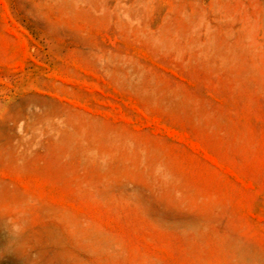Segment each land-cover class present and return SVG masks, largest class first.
Wrapping results in <instances>:
<instances>
[{
	"label": "rangeland",
	"instance_id": "374dc122",
	"mask_svg": "<svg viewBox=\"0 0 264 264\" xmlns=\"http://www.w3.org/2000/svg\"><path fill=\"white\" fill-rule=\"evenodd\" d=\"M0 264H264V0H0Z\"/></svg>",
	"mask_w": 264,
	"mask_h": 264
}]
</instances>
